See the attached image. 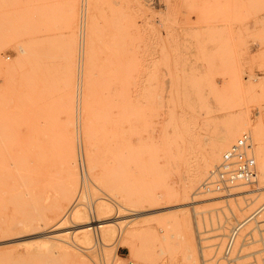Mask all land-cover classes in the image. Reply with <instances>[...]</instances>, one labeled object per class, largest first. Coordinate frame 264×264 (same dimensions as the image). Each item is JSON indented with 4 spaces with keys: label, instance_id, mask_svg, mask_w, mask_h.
Instances as JSON below:
<instances>
[{
    "label": "rangeland",
    "instance_id": "374dc122",
    "mask_svg": "<svg viewBox=\"0 0 264 264\" xmlns=\"http://www.w3.org/2000/svg\"><path fill=\"white\" fill-rule=\"evenodd\" d=\"M260 114L264 0H0V264H264Z\"/></svg>",
    "mask_w": 264,
    "mask_h": 264
},
{
    "label": "built area",
    "instance_id": "2783aa9c",
    "mask_svg": "<svg viewBox=\"0 0 264 264\" xmlns=\"http://www.w3.org/2000/svg\"><path fill=\"white\" fill-rule=\"evenodd\" d=\"M245 137L246 136H243L242 139H239L235 146L231 147L224 155L223 164L219 168L215 180L217 185L232 184L236 181L247 182L255 177L254 162L247 155V151L250 149L251 144L250 140ZM243 223L244 222H241L238 226L236 225L233 227L226 236L224 245V254L226 256L230 255Z\"/></svg>",
    "mask_w": 264,
    "mask_h": 264
},
{
    "label": "bare ground",
    "instance_id": "6f19581e",
    "mask_svg": "<svg viewBox=\"0 0 264 264\" xmlns=\"http://www.w3.org/2000/svg\"><path fill=\"white\" fill-rule=\"evenodd\" d=\"M256 123H257V126L259 127V130H260V132L261 133H263V135H264V116H263V114H260L259 115V118L258 119H256ZM222 164H223V162H222ZM222 164H221V166H222ZM262 165V167L260 168V175L261 176H264V162L261 164ZM255 178V177H254ZM253 178V179H254ZM252 179V180H253ZM252 180H250V181H247V182H251ZM236 182H238V181H236ZM236 182H234V183H236ZM242 182V181H241ZM247 182H244V183H247ZM234 183H232V184H229V185H233ZM264 183V180L261 178L260 180H259V184L261 185V184H263ZM187 194V193H186ZM188 196V195H187ZM230 196V195H229ZM178 206V205H177ZM154 210V209H153ZM160 212V211H159ZM264 212V203L261 205V206H259V208L255 211V212H253V216H249L248 218H246V220H244L243 222V226L241 227V229L244 227V225H247L248 223H250V222H253V221H255L256 220V218L259 216L258 214L259 213H263ZM158 214V213H157ZM255 216V217H254ZM252 217H254L253 219H251ZM251 219V220H250ZM100 220V219H99ZM98 219H95V221L93 222L96 226H92L91 228H92V230H94V232H95V230H99V229H102V228H104V232H106L107 233V231H108V229H111V227L112 226H114L115 227V222H112L111 220H101V221H99ZM97 222V223H96ZM84 223V222H83ZM89 224V223H88ZM88 224H86L85 223V225L84 226H81V225H75L76 227H74V228H76L75 230L76 231H89L88 229H90V226H88ZM118 224H121V222L119 223L118 222ZM241 224V223H240ZM237 226L239 225V224H236ZM235 225V226H236ZM121 226V225H120ZM119 226V227H120ZM234 226V227H235ZM57 228H59V227H57ZM121 228V227H120ZM123 228V227H122ZM233 228V227H232ZM231 228V229H232ZM55 227L53 228V229H49V230H47V231H45V232H43V233H45V234H47V233H50V232H54L55 231ZM230 229V230H231ZM241 229H240V231H241ZM74 230V231H75ZM230 230H229V232H230ZM90 231H91V229H90ZM240 231H239V234H240ZM93 232V233H94ZM103 232V231H102ZM229 232H228V234H229ZM112 233H114V232H112ZM112 233H111V235H112ZM227 234V235H228ZM239 234H238V236H239ZM44 235V234H43ZM43 235H41V236H43ZM77 236H79L78 238L79 239H82L83 237H84V235H77ZM102 236V235H101ZM113 236V235H112ZM95 237V236H94ZM105 237H107V235H104L103 234V236L101 237L102 238V240H105ZM113 238V237H112ZM111 238V239H112ZM118 238V237H117ZM238 238V237H237ZM84 239H85V237H84ZM120 239V238H119ZM225 240H226V238H225ZM11 241H12V239H11ZM11 241H8L7 243H10ZM91 242V241H90ZM7 243H5V244H7ZM4 244V245H5ZM104 245V244H103ZM234 247H235V245H234ZM234 247H233V249H232V251H231V253H230V255L229 256H226L225 254H224V248H223V252H222V260H228L230 257H231V254L233 253V250H234Z\"/></svg>",
    "mask_w": 264,
    "mask_h": 264
}]
</instances>
